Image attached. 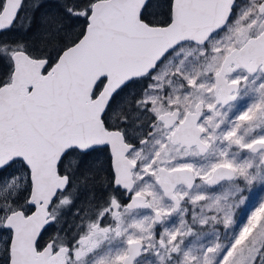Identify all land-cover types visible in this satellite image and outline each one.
Instances as JSON below:
<instances>
[{
	"label": "water",
	"instance_id": "1",
	"mask_svg": "<svg viewBox=\"0 0 264 264\" xmlns=\"http://www.w3.org/2000/svg\"><path fill=\"white\" fill-rule=\"evenodd\" d=\"M150 1L95 0L82 37L65 48L49 68L45 57L32 56L23 49L13 52L11 80L0 85V169L14 160H21L28 167V204L35 208L29 214L17 209L5 218L4 227L11 230L10 264H67L64 246L56 252L53 242L42 250L37 248L42 233L55 221L49 208L68 185V177L59 173L60 161L71 148L87 150L108 144L116 183L123 185L126 181L132 187L131 170L135 165L126 155L131 146L118 138L115 131L105 129L102 114L119 89L156 70L179 44H205L212 34L226 26L235 2L172 0L171 21L160 25L150 24L142 17ZM23 3L24 0H4L0 32L15 24ZM254 43L228 53L217 85L223 84L227 65L234 62V69L243 68L245 61L257 54L259 49ZM103 77L107 78L104 88L94 96ZM234 91L237 93L238 87ZM193 115L188 113L189 117ZM190 144L206 148L200 139ZM258 145L262 147L264 142L258 141L254 146ZM160 171L162 190L174 199L178 184L184 182L192 188L196 181L189 167ZM235 176L232 166L220 164L207 183L215 187ZM134 199L139 202L146 197L138 194ZM156 217L160 220L159 213ZM130 245L125 264H134L142 254L141 241Z\"/></svg>",
	"mask_w": 264,
	"mask_h": 264
},
{
	"label": "flooded vegetation",
	"instance_id": "2",
	"mask_svg": "<svg viewBox=\"0 0 264 264\" xmlns=\"http://www.w3.org/2000/svg\"><path fill=\"white\" fill-rule=\"evenodd\" d=\"M171 5L172 0H170L169 6V19L162 25L169 24L171 21ZM3 6L4 2L2 8ZM166 8H168V2H166ZM237 29L239 31H245V40L239 43V37H235L239 32ZM4 31H1L0 34ZM2 36L0 38V53L5 56H10L12 61L13 53H8L3 49L5 46L13 43H7V40L2 38ZM234 37L235 46L227 51L223 57L220 56L216 59L217 67L211 75L214 83L213 86L210 85L209 87V96H207L208 94L203 95L201 91H194V93H199L201 96L195 99L190 105H185L184 92L178 85L172 82L173 78L171 76V83L166 85L161 97L163 102H170L171 104L163 111H156L154 114L152 113L151 106L139 104L138 100L141 98L142 91L125 90L126 88H132L145 82L144 87L147 86L151 74L136 79L145 80L144 78H147L146 81L136 82L133 80L129 83L131 85L127 84L115 93L101 118L107 131H115L118 134V138L122 137L125 144L131 146V149L126 155L135 165V168L131 170L134 184L132 187H129L126 181H123V185L116 183L117 174L113 168L112 153L108 144L87 150L71 148L62 158L58 166L60 175H66L68 177V185L64 192L58 194L49 208L51 215L53 217L56 215V219L46 228L39 238L37 242L38 250H42L50 242H53L54 252L62 247L56 246L57 239H59V230L57 228L56 230L53 229L59 220L57 212L53 210L55 207L54 204L62 194L70 195V202L73 204L81 200L78 206L80 210H83V206L86 203L85 200L89 198L83 215L76 211L78 207H76L74 212L71 209L66 214L63 234V239L65 240L63 241V245L67 249V264H82V262L83 264H125V259L130 253V244L134 241H141L142 250H144L143 248L146 246L145 239L135 237L138 220L137 215H141L140 220L143 223H145L146 216L148 215L151 219H155L156 213L158 212H161L164 216V213L161 211L162 205L154 203L146 192L136 191L138 186L136 173L139 164L134 158V150L141 142L145 141V139L141 140L139 138L144 132L145 136L159 137L157 145L158 157L165 156L168 148L173 149L174 155L168 159L170 163L176 161L175 152H179L182 149L191 152L193 160L189 164L177 163L168 165L163 163L162 166L169 168L168 170L184 167L191 168L194 171L197 181V184L195 185L194 183L192 186L194 190L192 189L193 191L190 193H193L201 186H207L205 181L212 175V172L218 165L226 164L219 163L212 170L209 161L211 163L216 162L217 147L221 149L225 157L232 156L233 140L230 121L241 113L243 114V118H241L240 127L243 128L246 143H248L247 154L257 155L258 160L262 161H259L260 165L264 168L262 165V163L264 164V146H254L258 141L264 142V0H235L231 15L224 28L212 34L205 44H198L192 41L179 44L168 53L163 61H166L168 56L178 49V47L184 46L185 44H194L197 47H202L209 45L208 42L211 39H216L213 40L212 44L210 43L214 49L215 44L219 45L224 43L229 45ZM251 41H255L254 47L259 49L257 54L254 53L253 56L245 61L243 68L234 69L236 67V63L234 62L227 65L224 69L225 76L223 77V84L217 85V76L222 71L223 63L228 53L236 47H244ZM19 49L23 48H17L16 50ZM47 66H52L49 65V60ZM12 71L13 66L10 72V78ZM106 81V77L100 79L97 83L94 96L102 91ZM235 82L237 85H234ZM236 87H238L237 93L234 91ZM233 96L235 97L233 98ZM233 104H236V106L232 108ZM125 109H129L130 111L140 110L141 115L136 121L131 115H125ZM190 112L194 113L192 117L188 116ZM182 124L184 127H182ZM197 139L202 140L206 148L190 144L191 141H196ZM138 161H140L139 158ZM17 165L19 167L15 170ZM14 171L15 173L24 171L29 175L30 179V171L21 160H14L5 168L0 169V179L12 174ZM210 171H212L211 174H209ZM248 172H251L249 166ZM225 181L231 180L226 179L219 184ZM186 187L190 186L184 184V182L176 186L174 192L177 199L167 196L160 186L156 188V191L163 201L176 208L179 200L181 207L184 206L183 202L186 199L181 197L179 193H188L189 190ZM24 192L26 191L22 190L19 194L22 196ZM30 193L31 189L25 199L27 206H22L25 201L23 196L21 198L19 196L22 202L18 205V209L24 210L26 214H29L35 208L34 205L28 204ZM138 194L145 196L146 200H139V202L135 200L134 196ZM133 200L135 203L134 206ZM188 214H191V212ZM187 215L184 216V220L186 221ZM115 217L122 220L121 225H118L117 236L110 233V227ZM51 231H53V234H51ZM106 236H110L113 239L106 241L105 244H101L98 247ZM10 240L11 237L7 239L4 249V253L8 255L7 257H2V261L6 262V264H10ZM143 254L144 252L134 261V264H141L142 260L145 261L144 264H153V257Z\"/></svg>",
	"mask_w": 264,
	"mask_h": 264
},
{
	"label": "rangeland",
	"instance_id": "3",
	"mask_svg": "<svg viewBox=\"0 0 264 264\" xmlns=\"http://www.w3.org/2000/svg\"><path fill=\"white\" fill-rule=\"evenodd\" d=\"M89 10L90 8H84L71 10V12L78 17H86ZM48 20H50L49 17L43 18L45 25H48ZM244 32L241 30L236 34L235 37H239L238 43L245 40ZM235 37L229 45L215 44L214 49L210 43L212 44L216 39H211L208 42L209 45L202 47L194 44L178 47L166 61L161 62V66H157L156 70L150 73L148 85L140 89L142 92L138 100L139 104L151 106L153 114L167 108L171 103L163 102L161 97L166 85L171 83L170 76L173 78L172 82L184 92L185 105H190L201 96L194 91H201L203 95L209 96V87L214 83L211 75L217 67L216 59L223 57L235 46ZM17 48H23V46L9 44L3 50L13 53ZM235 106L236 104H233L232 108ZM124 111H126L125 115H131L136 121L141 115L140 110L125 109ZM241 118L243 114L239 113L230 121L233 140L232 156L225 157L221 149L217 147L216 162L209 161L212 170L219 163L233 166L236 169V176L217 187H211L205 181L207 186H201L193 193H190L194 190L193 187H186L190 194L179 193L186 201L181 207L179 200L178 209L163 201L157 194L156 188L159 186L162 188L159 183L161 179L159 167L169 169L162 166L163 163L189 164L193 160L191 152L184 151L185 149L175 152L176 161L170 163L168 159L173 157V149L168 148L165 156L157 155L159 137L145 136V132L139 137L145 141L134 150V158L139 164L136 173L138 178L136 191L146 192L154 203L162 205L161 211L164 213L163 216L161 212H158L160 220L157 217L151 219L149 215L146 216L145 223L140 220L141 215H137L135 237L145 239L146 246L142 253L153 257V264H264V168L260 165L261 160H258L257 155L247 154L248 143H246L243 128L240 127ZM262 165L264 166L263 163ZM248 166L251 172H248ZM18 167L19 165L15 167V170ZM30 189L29 175L24 171L16 173L14 171L0 179V264H6L2 261V257L8 255L4 253V249L7 239L11 237V230L4 227L5 218L19 208L18 205L22 202L20 198L23 196L24 199ZM22 190L26 192L21 196L19 193ZM88 200L89 198L85 202L87 203ZM80 202L81 200L73 204L70 202V195L63 194L56 200L53 210L57 212L59 220L55 222L57 225L55 224L53 229L59 230L57 247L64 246L66 214L71 209L74 212ZM86 203L83 210L78 207L76 211L83 215ZM22 206H27V201ZM189 212L191 214H188ZM186 215L187 221L184 220ZM121 223L120 218H114L110 227L112 235H118V225ZM112 239L110 236L104 237L98 247ZM144 262L142 260L141 264Z\"/></svg>",
	"mask_w": 264,
	"mask_h": 264
},
{
	"label": "trees",
	"instance_id": "4",
	"mask_svg": "<svg viewBox=\"0 0 264 264\" xmlns=\"http://www.w3.org/2000/svg\"><path fill=\"white\" fill-rule=\"evenodd\" d=\"M94 1L24 0L17 22L11 29L2 32L0 38L3 35L2 38H5L7 43L23 46V49L32 56L47 57L49 65H52L65 48L78 41L84 34L87 17H78L71 10L90 8ZM3 2L4 0H0V9ZM166 2H168V8H166ZM169 6L170 0H151L142 17L151 24H164L170 16ZM47 17L50 20H48V25H45L43 18ZM60 24L61 26L58 29ZM12 66L10 56L0 53V85L11 80ZM144 79L135 81L144 82L147 78ZM145 84L146 82L125 90L139 91ZM27 196L28 194L24 197V201ZM51 234H53V231H51Z\"/></svg>",
	"mask_w": 264,
	"mask_h": 264
}]
</instances>
